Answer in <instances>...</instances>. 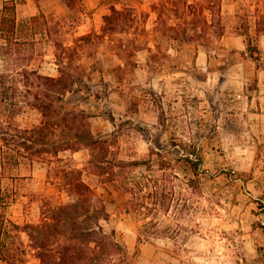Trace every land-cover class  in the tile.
I'll use <instances>...</instances> for the list:
<instances>
[{
  "label": "rangeland",
  "instance_id": "obj_1",
  "mask_svg": "<svg viewBox=\"0 0 264 264\" xmlns=\"http://www.w3.org/2000/svg\"><path fill=\"white\" fill-rule=\"evenodd\" d=\"M150 1L85 0L75 18L63 0H16L20 24L42 13L64 19L78 80L47 117L17 118L22 129L43 121L44 144L0 157V209L38 225L80 169L107 202L105 229L129 250L115 264H264V0H225V34L185 43L147 16ZM113 5L137 19L103 35ZM35 64L59 73L53 46L40 43ZM89 132L104 150L86 144ZM133 161L145 164L122 167ZM31 231L22 233L25 264H41ZM45 233V264H54L57 244Z\"/></svg>",
  "mask_w": 264,
  "mask_h": 264
},
{
  "label": "trees",
  "instance_id": "obj_2",
  "mask_svg": "<svg viewBox=\"0 0 264 264\" xmlns=\"http://www.w3.org/2000/svg\"><path fill=\"white\" fill-rule=\"evenodd\" d=\"M224 1L151 0L147 16L151 13L156 14L157 25L161 24L163 32L168 34L169 39L185 43L210 36L212 30L219 31V35L225 34ZM63 2L69 10V15L78 18L84 13L85 0ZM136 19L134 9L118 8L113 5L111 13L105 16L103 35L110 33L111 30L128 31ZM63 21L64 19L55 20L42 13L20 24L16 0L6 1L0 9L1 158L7 149L20 154L24 149L29 150L35 145L44 144L43 121L22 129L17 121L20 115L40 113L42 117H47L50 106L57 107L59 102L65 101L66 96L74 91L78 80L72 71L75 68L74 48L66 43L69 32L65 31ZM87 37L85 34L82 38ZM40 43L54 47L59 72L57 76L44 74L36 66ZM76 68L81 70L82 66L78 65ZM106 116L111 122L117 123L113 112L107 113ZM10 129L15 130L17 134L10 135ZM87 140L86 144L93 151L104 150L105 142L96 140L93 133L89 132ZM90 162H95L99 168H103V161ZM121 163L124 165L123 168L140 167L145 164L140 161ZM195 167L197 168V165ZM73 173L77 175L76 180L64 187L68 192V199L59 200L56 205L43 211L38 225L31 226L28 223L20 225L7 220L0 209V260L8 264L26 263L28 252L21 239L22 233L31 228L37 231L36 234L31 231L30 237L34 242L32 247L38 250L41 264H45L47 246L41 235L46 231L48 235L45 233V237H51L57 244L51 254L55 259L54 264H94V261L96 264H115L118 256L129 252L126 244L119 241L114 232L105 229L103 221L110 218L106 200L81 178L80 169H74ZM8 226L17 238L13 242L8 241L10 236ZM150 234L147 223L139 239L148 238Z\"/></svg>",
  "mask_w": 264,
  "mask_h": 264
},
{
  "label": "crops",
  "instance_id": "obj_3",
  "mask_svg": "<svg viewBox=\"0 0 264 264\" xmlns=\"http://www.w3.org/2000/svg\"><path fill=\"white\" fill-rule=\"evenodd\" d=\"M0 264H8V263L3 262V260H0Z\"/></svg>",
  "mask_w": 264,
  "mask_h": 264
}]
</instances>
